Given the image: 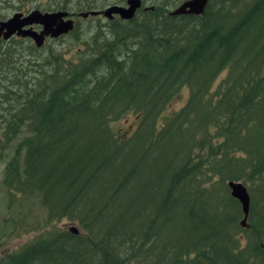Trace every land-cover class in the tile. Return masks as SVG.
Instances as JSON below:
<instances>
[{"label":"trees","instance_id":"1","mask_svg":"<svg viewBox=\"0 0 264 264\" xmlns=\"http://www.w3.org/2000/svg\"><path fill=\"white\" fill-rule=\"evenodd\" d=\"M170 11L97 24L40 64L0 48L2 147L19 137L0 183L42 210L0 264H264V0ZM128 114V131H114ZM228 180L248 193L245 226Z\"/></svg>","mask_w":264,"mask_h":264},{"label":"rangeland","instance_id":"2","mask_svg":"<svg viewBox=\"0 0 264 264\" xmlns=\"http://www.w3.org/2000/svg\"><path fill=\"white\" fill-rule=\"evenodd\" d=\"M60 0H0V16H8L13 12L26 11L35 8L49 9L51 6H54ZM183 0H143L142 4L144 6H149L151 4H165L168 6V9L172 10L177 5H179ZM75 0H70L67 11L75 14L82 12V9L76 7ZM125 5L124 0H99L97 4L98 7L90 10H103L106 7H109L114 4ZM89 11V10H87ZM76 19V32L79 33V38L74 39L73 36L63 35L57 40H48L43 47L36 54H32L29 49L30 45L25 41H16L15 39L11 41L14 43L12 48L15 49L12 54V58L19 57V60L34 59L35 62L40 64L41 57L44 56L45 52L48 50L61 51L64 57H68L70 53L75 52L77 48L82 46L83 41L89 39L94 27L98 24L104 26L107 21H112L113 19H108L105 16H88V17H77ZM9 43L0 44L2 50L8 46ZM69 45L71 48L69 49ZM27 50V51H26ZM70 53L68 54V51ZM19 61H17L18 63ZM15 63V65H17ZM29 63H27L28 65ZM37 69V67H36ZM36 74V73H35ZM3 82V80H2ZM187 95V89L183 87L177 96H175L170 103L164 108L163 114H169L176 109H178L181 104L184 102ZM2 107L0 106V114L2 113ZM132 116L128 114L126 119H119L118 121L113 122L112 128L114 131L119 134H123L128 131L129 125H132ZM1 126L0 125V137H1ZM22 134V131H21ZM1 140V139H0ZM19 140V137L15 138L9 145L2 147L0 141V180L2 175V169L5 161L13 153V148L16 142ZM42 210L40 209L38 200L35 196L24 199L21 195H12L11 197L5 192L4 187L0 183V254L7 252L11 249L18 247L21 243L29 239L36 230L32 229L35 220L41 216ZM54 225L60 228H67L69 226H76V223L70 222L66 219L57 220Z\"/></svg>","mask_w":264,"mask_h":264},{"label":"water","instance_id":"3","mask_svg":"<svg viewBox=\"0 0 264 264\" xmlns=\"http://www.w3.org/2000/svg\"><path fill=\"white\" fill-rule=\"evenodd\" d=\"M207 0H183L170 13L171 14H200ZM141 5V0H126L123 5H111L103 11L106 17H111V14H116L122 19H130L136 12V9ZM85 16V13H81ZM67 14L62 10L43 12L33 10L27 15L14 13L5 20H0V39L6 40L12 34L20 36H28L32 39L35 46H40L43 37L49 35L56 37L65 34L73 28V23L69 18H64ZM38 23L42 25V29L37 33L29 28H22L25 25ZM226 185L229 189V194L235 198L241 207L242 218L241 225L245 226V221L248 212L249 197L245 186L239 181L228 180ZM74 230V228H72ZM264 250V249H263Z\"/></svg>","mask_w":264,"mask_h":264},{"label":"flooded vegetation","instance_id":"4","mask_svg":"<svg viewBox=\"0 0 264 264\" xmlns=\"http://www.w3.org/2000/svg\"><path fill=\"white\" fill-rule=\"evenodd\" d=\"M143 1V0H142ZM124 3L126 4V0H124ZM143 3V2H142ZM117 4V3H116ZM119 5V4H118ZM35 9H39L40 11L42 12H52V11H57V10H62L61 8L57 7V6H51L49 9H43V8H35ZM30 11V10H29ZM28 10L26 11H18L20 13H22L23 15H26L27 13H29ZM14 13L16 12H13L11 15H13ZM11 15H8V16H0V20H5L7 19L8 17H10ZM101 16H104L102 13L99 14ZM79 16V14H75V13H71L70 12V15L69 17H71L74 21V23H76V19ZM113 18H119V16L115 15ZM112 18V19H113ZM74 27V25H73ZM22 28L24 29H27L29 28L30 30L32 31H35V32H39L41 29H42V25L41 24H38V23H32V24H29V25H25L23 26ZM68 34V33H67ZM67 34H64V35H67ZM63 35H58L56 37H50L49 35H46L43 37V41H42V44L40 46H35V44L33 43L32 39L28 36H20V35H16V34H12L10 37H8L6 40H3V39H0V44H4V43H11L12 40H16V41H25L27 42V44H29L32 48H35V49H40V48H43L45 47V43L48 41V40H57L59 38H61Z\"/></svg>","mask_w":264,"mask_h":264},{"label":"bare ground","instance_id":"5","mask_svg":"<svg viewBox=\"0 0 264 264\" xmlns=\"http://www.w3.org/2000/svg\"><path fill=\"white\" fill-rule=\"evenodd\" d=\"M114 5H118V4H114ZM124 6V5H123ZM205 6V5H204ZM141 7H146V6H144L143 4H142V0H141V5H140V7L139 8H141ZM139 8H137L136 9V11L139 9ZM176 8V7H175ZM174 8V9H175ZM204 8V7H203ZM33 10H37V11H39L40 13H43L42 11H40L39 9H31L30 11H29V13L31 12V11H33ZM104 10V9H103ZM103 10H89V11H86V12H80L79 13V17H83V18H85V17H88V16H97V15H99V14H103L104 15V11ZM173 10V9H172ZM171 10V11H172ZM62 11H64V12H66V16L65 17H63V19L64 18H69L71 21H72V23H73V25H75V23H74V21H73V19L71 18V17H69V15H70V12L69 11H67V10H62ZM170 11V12H171ZM203 11V10H202ZM16 13H20V12H16ZM81 13H85L86 15L85 16H82V14ZM20 14H22V13H20ZM28 14V13H27ZM26 14V15H27ZM171 14V13H170ZM23 15V14H22ZM116 14H111V17H107L108 19H112L114 16H115ZM172 15H179V14H172ZM12 16V15H11ZM105 16V15H104ZM106 17V16H105ZM120 18V17H119ZM121 20H126V19H122V18H120ZM69 32V31H68ZM67 32V33H68ZM67 33H65V34H67ZM61 35H64V34H61ZM72 228H74V230H72ZM71 228V230L73 231V232H77V230H76V228L75 227H72Z\"/></svg>","mask_w":264,"mask_h":264}]
</instances>
